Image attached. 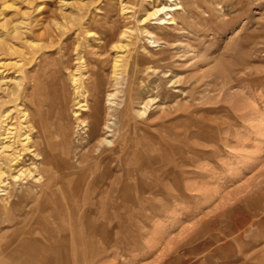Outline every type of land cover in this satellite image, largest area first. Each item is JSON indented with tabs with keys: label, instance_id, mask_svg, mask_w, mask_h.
I'll list each match as a JSON object with an SVG mask.
<instances>
[{
	"label": "rangeland",
	"instance_id": "374dc122",
	"mask_svg": "<svg viewBox=\"0 0 264 264\" xmlns=\"http://www.w3.org/2000/svg\"><path fill=\"white\" fill-rule=\"evenodd\" d=\"M170 4L175 25L142 23ZM0 13L1 87L15 88L0 90V134L27 127L19 169L34 173L15 181L5 161L0 264H264V0Z\"/></svg>",
	"mask_w": 264,
	"mask_h": 264
},
{
	"label": "bare ground",
	"instance_id": "6f19581e",
	"mask_svg": "<svg viewBox=\"0 0 264 264\" xmlns=\"http://www.w3.org/2000/svg\"><path fill=\"white\" fill-rule=\"evenodd\" d=\"M164 1H167L169 3H173L175 0H164ZM35 3V2H34ZM31 4V3H30ZM31 5L34 6V4L32 3ZM181 8H179L176 4L175 5H161L159 7H155L153 8L151 11H148L147 12V16L142 19V23H146L148 21H155L153 22L154 25H160V26H163V25H175L176 24V20L173 16V13H175L176 11L180 10ZM2 12V11H1ZM2 13H0V16H1ZM168 17V18H166ZM4 21V20H3ZM23 22V21H22ZM4 26L7 25L6 22H3ZM23 24V23H21ZM21 24H14V26L12 27L13 29V33L15 34V36L21 34L19 33L17 27H19L18 25H21ZM6 27V26H5ZM20 28V27H19ZM147 32V31H146ZM130 32H124L122 34V37L125 38V39H128L129 38V34ZM147 35V34H146ZM153 37V36H151ZM156 37V36H155ZM122 39V38H121ZM128 41V40H127ZM126 41V42H127ZM2 43H4L3 41H1L0 39V48H2ZM30 43V42H29ZM39 43V42H38ZM118 44V43H117ZM117 47L119 48V50L121 49V51L123 49H126L128 47V45L126 46H123V44L120 42L119 45H117ZM8 48V47H7ZM117 48V49H118ZM125 51V50H124ZM123 52V51H122ZM122 59H123V56H116V59H115V65H114V76L116 78V83L115 84H119L118 83V80L120 79L121 80V68L122 67ZM79 69V68H78ZM2 72V71H1ZM77 72V71H76ZM123 73V72H122ZM1 74V73H0ZM87 77V76H86ZM98 77V76H97ZM84 78V77H83ZM73 82L74 83H77L78 79L76 77H74L73 75ZM119 80V81H120ZM4 80L3 79H0V90H3L6 95L8 97H11L13 98L14 96V89L13 88H4L1 87L2 84H3ZM19 83H17L16 87L18 88L20 86V84L18 85ZM21 87V86H20ZM77 89V88H76ZM82 89V88H81ZM16 93V92H15ZM82 93V92H81ZM117 93H119L118 91H116L115 93H112V94H109L108 95V101H109V104L110 106L112 107H117V104H115L114 102V98L116 97ZM154 100H150V102H152ZM2 103V102H1ZM4 103V102H3ZM146 103V102H145ZM148 104V103H147ZM146 105L143 106L142 110H139L137 112V114H139L140 116H143L145 115L146 113ZM65 105V104H64ZM63 105V106H64ZM77 105H80V102L77 103ZM62 106V107H63ZM83 106V105H81ZM80 106V107H81ZM87 107V106H86ZM88 108V107H87ZM64 109V108H63ZM58 110V109H57ZM118 110V109H117ZM119 112V111H118ZM127 112V111H126ZM61 114H62V111H61ZM80 116V115H79ZM24 120H26L27 118V114L26 113H23V116ZM33 117V116H32ZM61 117V116H60ZM65 117V116H64ZM2 118V117H1ZM64 119V118H63ZM78 119V118H77ZM65 120V119H64ZM28 121V120H27ZM79 121V120H78ZM29 123V122H28ZM79 123V122H78ZM97 123V122H96ZM106 123V122H105ZM23 124V123H22ZM20 125V133L17 134V131L14 132L15 128L14 126L10 125V127H8L9 125H5V128H3V132L0 134V179H2L1 183L0 184H4V179H6V173L5 172V161L8 163V168L11 170V171H14V176H13V179L15 181H18L19 179H21L22 177H27V176H31L33 175L31 172V170H28V169H25L23 170L22 168L19 169V163H20V160H21V156H22V153H25V152H31L32 150H30V142H31V138L29 137V134H27V130H26V126L24 125ZM82 124V123H81ZM4 125V124H3ZM18 127V126H17ZM16 127V128H17ZM57 127V126H56ZM59 127V126H58ZM57 127V129H59ZM102 127V126H101ZM61 128V127H60ZM64 128V127H63ZM110 128V127H109ZM62 131V130H61ZM67 131V130H66ZM53 132V131H52ZM60 132V131H59ZM11 135H18V138L16 136L13 137L12 139H14L10 144H9V141L8 139L9 136ZM60 135V134H59ZM10 139V140H12ZM107 139V138H106ZM66 140V139H65ZM97 141V140H96ZM88 150V149H87ZM68 152V151H67ZM87 156V155H86ZM85 156V157H86ZM83 157V156H82ZM90 157V156H89ZM88 160V157H86ZM90 159V158H89ZM4 160V161H3ZM82 160V159H81ZM89 162V161H88ZM5 165V166H4ZM92 165V164H91ZM8 177V176H7ZM111 177V176H110ZM115 177V176H114ZM22 178V179H24ZM5 185V184H4ZM88 185V184H87ZM89 186V185H88ZM2 187V186H0ZM61 191V190H60ZM51 193V192H50ZM95 194V193H94ZM12 196V195H11ZM30 226V225H29Z\"/></svg>",
	"mask_w": 264,
	"mask_h": 264
}]
</instances>
